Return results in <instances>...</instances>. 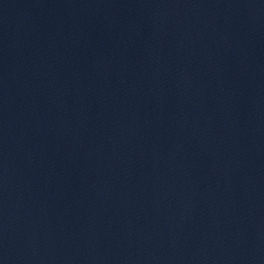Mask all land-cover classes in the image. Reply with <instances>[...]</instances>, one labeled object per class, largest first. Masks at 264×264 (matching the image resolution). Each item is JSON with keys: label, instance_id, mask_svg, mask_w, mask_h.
Masks as SVG:
<instances>
[{"label": "water", "instance_id": "1", "mask_svg": "<svg viewBox=\"0 0 264 264\" xmlns=\"http://www.w3.org/2000/svg\"><path fill=\"white\" fill-rule=\"evenodd\" d=\"M52 0H0V264H22L46 104Z\"/></svg>", "mask_w": 264, "mask_h": 264}]
</instances>
